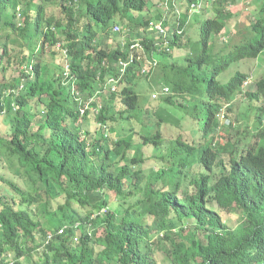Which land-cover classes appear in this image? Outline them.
Returning <instances> with one entry per match:
<instances>
[{
  "label": "trees",
  "instance_id": "trees-1",
  "mask_svg": "<svg viewBox=\"0 0 264 264\" xmlns=\"http://www.w3.org/2000/svg\"><path fill=\"white\" fill-rule=\"evenodd\" d=\"M147 1L0 0V115L10 122L7 133L0 131V264L27 257L31 264H264V102L255 106L264 101V77L245 89L247 75L238 67L264 51L263 6L239 39L224 40L233 16L228 5L238 0L213 3L200 27V48L189 40L191 54L182 63H162L173 74L164 83L171 92L163 96L165 107L145 108L157 118L156 129L136 141L134 125L124 126L142 108L134 89L138 67L127 69L115 92L93 98L96 111L81 115L71 83H62V53L53 69L43 61L58 42L66 47L84 107L127 58L129 43L99 40L113 25L143 13L138 41L157 61L162 53L170 59L173 47L181 48L184 30L176 29L191 23L194 0H181L184 9L174 0L157 14ZM168 14L175 19L167 45L162 35L153 38L150 25L152 19L166 25ZM15 33L22 46L13 53ZM239 92L255 108L246 136L234 119H221ZM188 118L194 125L180 130ZM145 147L160 168L146 166ZM218 210L243 221L230 229Z\"/></svg>",
  "mask_w": 264,
  "mask_h": 264
},
{
  "label": "rangeland",
  "instance_id": "rangeland-1",
  "mask_svg": "<svg viewBox=\"0 0 264 264\" xmlns=\"http://www.w3.org/2000/svg\"><path fill=\"white\" fill-rule=\"evenodd\" d=\"M156 0H148L147 5L150 7L149 11L151 14H157L160 10L161 12L165 11L164 5H159L158 3L154 4ZM159 1V0H157ZM177 5H181V9H184L185 6H182L181 0H177ZM264 4V0H238L235 4H233L231 7L228 6V10H230L233 14L232 18L228 20L227 25L225 27V31L221 34L222 39L225 38L226 40H229L231 37H238V39L241 37L243 30H249L250 24L254 17L259 15L260 9ZM48 11L50 12V9L48 8ZM79 11H76L74 16L78 18V20L81 18L78 14ZM213 7L209 5L207 7V13L205 14L207 17H211L213 15ZM171 13V12H169ZM148 16V15H147ZM170 16V14L167 15V18ZM146 16L143 15V13L135 14L131 22L123 23L121 27L120 34H111V40L115 44L118 39H124L126 40V43L129 41L137 40L139 33H142L140 31L141 25L144 22ZM149 17V16H148ZM173 16H170V19L168 20L166 24V28L168 30L173 29L171 26L174 23ZM205 19V16L199 13H194L190 18V24L185 26L184 29V36L180 37V47H173L171 52V57L168 59L167 55H164L162 53V57L160 56V60L158 59V67L154 71L153 76L150 77L148 81L144 80L143 77L140 78V76L136 77L134 80V89L139 94V103L141 105V110L136 113L135 120L133 123L127 122L125 123L124 128L126 131L130 128L135 127L136 129V135L134 137V140L136 141L139 136L145 135L148 132L154 133V130L156 129V125H154L157 122V118L155 116L146 115L144 114L146 107H152L156 106V103H158L159 106L165 107L166 105L163 103V96L158 97L157 99L151 98V94L153 92H158L164 83H166V76H169L170 78L173 77V74L171 71H169L167 68L162 66V63L165 61H174L176 63H182L184 57L191 54L190 50L186 48L187 42L190 40L194 44H196L197 48H200L199 41V35H200V27ZM154 20V19H152ZM156 20V19H155ZM95 30H99L98 28L94 27ZM240 32V33H239ZM147 34L152 35V31H149ZM15 37L10 39L9 45L14 48V52H20L21 46H22V36H19L18 33L14 34ZM109 38L107 36H103L102 39H99L102 43L108 42ZM116 38V39H115ZM155 38V35L153 36ZM156 39V38H155ZM2 41V39H1ZM111 44V43H110ZM49 50V48H48ZM56 53L52 54L49 53L44 56V60L46 64L53 69L56 66ZM161 61V62H160ZM241 64L239 63L238 67L239 70L243 73H245L247 76L251 77V84L247 86L248 89L255 88V83L257 80H259L261 77H264V51L255 59L250 60H241ZM167 85V84H166ZM264 102L263 100L257 101L255 106H260ZM252 107V102L248 100L241 92L235 95L233 97L232 101L230 102V105L226 107L225 109V115L227 119H234V127L235 129H238L242 132H244V135H247V131H251V127L254 125V114H255V108L250 109ZM151 111V108L149 109ZM159 113V111L157 112ZM5 115V114H4ZM9 121V119H8ZM201 122V121H200ZM202 123V122H201ZM142 124V125H141ZM194 125V120L188 118L187 121L183 124V126L180 128V130H183L185 132L187 127H190V125ZM149 125L150 127H144ZM199 125H201L199 123ZM10 127V122L8 123L5 119V117H2L0 115V131L7 133ZM117 130L120 133H124L122 129H119L120 127L117 126ZM125 131V132H126ZM165 135H168V133H164ZM116 135V133H115ZM183 138L186 140V136H183ZM162 151V150H161ZM144 155L147 160L148 167H151L153 169H158L161 167V163L158 160V158L154 157L152 155V149L150 147L144 148ZM156 153V151H154ZM197 153L194 155V159L197 158ZM197 170V168L195 169ZM58 201L54 200V204H57ZM56 207V205L54 206ZM218 213L220 214V217L222 218V221L230 228L234 229L236 228L242 221L243 217L241 214L231 212L226 213L221 210H218ZM186 224V227H188V224H191V220L187 223V220L183 222ZM102 233V228L98 230V235ZM40 241V240H38ZM167 245L171 244L166 242ZM155 257L158 262L164 261V253L162 250L157 251L155 254ZM32 260L30 257L27 258H21L19 260L20 264H31ZM16 264V263H14Z\"/></svg>",
  "mask_w": 264,
  "mask_h": 264
},
{
  "label": "clouds",
  "instance_id": "clouds-1",
  "mask_svg": "<svg viewBox=\"0 0 264 264\" xmlns=\"http://www.w3.org/2000/svg\"><path fill=\"white\" fill-rule=\"evenodd\" d=\"M74 1L76 2L77 0H74ZM215 1L216 0H194V1H192L190 3V10H189L190 18H191V16L194 13H199V12H201V14L206 17L205 14L207 13V7L209 5H211L213 7V3ZM173 2H174V0H167V2L165 4V11H166L167 7L168 6H171V4ZM159 5H163V3H160ZM232 5L233 4H230L228 6L231 7ZM262 5L264 7V4H262ZM176 6H177V4H176ZM148 8H149V6H148ZM148 8H147V10H148ZM165 16H167V15H165ZM167 19L169 20L170 19V16ZM157 26H160L161 29H162V31H160ZM116 28H118V29H116ZM150 28L152 30H155L156 31L155 38L157 40H159V38H160L159 35H162V39H164L165 40V43H167V45H168V42L165 39L166 36H167V34H168V29L166 28V25L163 24V19L153 20L152 23H151V25H150ZM121 29H123V27H121L120 25H118V24L113 25L111 27V29H110L111 32H110V36L109 37H111V34L112 33L113 34H120ZM184 29H185V27L183 29H181L179 27V28L176 29V33L180 35V33ZM103 36H105V35L102 34V37ZM223 39L226 40L225 38H223ZM119 41H121V43L124 44V46L127 44L126 43V40H124V39H121ZM111 42H112V40H111V38H109L108 44L111 43ZM128 43H129V47H128V55H127V58L126 59H123V60H121V61L118 62V64H117V67H118L117 68V74H114V75L109 76V78L106 80V82L104 84H102L103 88L101 90L95 91L94 95L91 96V97H89L87 99V102L85 103V106L84 107L81 106L82 101H83L82 92L79 91L78 89H76L77 79H76L75 76L70 75L69 63H68V58H67V49L60 42H58L55 45V48L54 49L56 51H58V52H61L62 55L64 56L63 58L65 59V66H64L65 68L63 70L62 83H67V81H69L71 83V87H72V97L74 99V102H76L79 105L80 114L81 115L84 113L85 109H92V110L96 111L97 108H91V103L93 101V98H96L101 93L108 94V93H111V92H115L117 90V87H119V85H121V81L123 80V76L125 75L127 69L132 64L135 65L136 68L137 67L139 68L140 76L145 77V76L149 75L150 73L154 74V71L158 67V61L154 57L156 53L154 54V53H152V51L148 52L145 49V47L142 45V43H140L138 41V39L137 40H134V41H129ZM134 44H138V46H132ZM167 51H170V48H168ZM46 54H48V52L45 53L44 56ZM44 56H43V61L45 62ZM121 63H125V66H123ZM22 69H26V70L32 71L31 65H28V66L25 65V66L22 67ZM251 77L252 76H246V79L244 81V86H248L249 84L252 83L251 82ZM110 78H114L116 80V82L113 83V84L110 83L109 82V79ZM162 86L163 87H161L158 92H153L151 94V98L157 99L158 97L167 95V94H169L171 92L169 89L166 88L165 85H162ZM20 88H22V85H20ZM165 89H167V90H165ZM245 89H248V88L245 87ZM226 106H229V105L227 104ZM226 106H223V108H222L223 112H221V119H224ZM99 107H100V105H98V108ZM225 122L228 124L229 123V120L228 119H225ZM100 126H102V128L105 130V134H107L108 133V126L105 125V124H100ZM59 232H61V231H59ZM6 261H7V264H14L13 260H11V259H6Z\"/></svg>",
  "mask_w": 264,
  "mask_h": 264
},
{
  "label": "built area",
  "instance_id": "built-area-1",
  "mask_svg": "<svg viewBox=\"0 0 264 264\" xmlns=\"http://www.w3.org/2000/svg\"><path fill=\"white\" fill-rule=\"evenodd\" d=\"M158 27V29L160 30V31H162V29H161V27L160 26H157ZM116 29H118V28H116ZM132 46H138V44H134V45H132ZM123 66H125V63H121ZM109 82L110 83H115L116 82V80L114 79V78H110L109 79ZM165 90H167V89H165Z\"/></svg>",
  "mask_w": 264,
  "mask_h": 264
}]
</instances>
